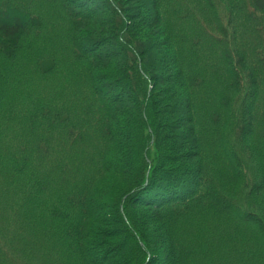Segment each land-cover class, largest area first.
Masks as SVG:
<instances>
[{
	"label": "trees",
	"instance_id": "trees-1",
	"mask_svg": "<svg viewBox=\"0 0 264 264\" xmlns=\"http://www.w3.org/2000/svg\"><path fill=\"white\" fill-rule=\"evenodd\" d=\"M41 1L0 0V264H264V0Z\"/></svg>",
	"mask_w": 264,
	"mask_h": 264
},
{
	"label": "rangeland",
	"instance_id": "rangeland-1",
	"mask_svg": "<svg viewBox=\"0 0 264 264\" xmlns=\"http://www.w3.org/2000/svg\"><path fill=\"white\" fill-rule=\"evenodd\" d=\"M20 4H22L23 7H26L29 4L28 0H18ZM221 8L218 9L217 11V16L220 20L221 23L224 25L227 24L230 20V16L226 10V6L224 3V0H221ZM237 1V0H236ZM243 1V0H242ZM243 2H248V0L243 1ZM169 8H172V11L170 12L173 16V18L177 17L178 19H182L181 21L178 22V24L181 27H184L183 23L188 26L191 24L196 31L199 30L200 27H203L206 29V26H210L209 21L210 17L209 14L207 13L208 11L205 8V2L204 0H171L170 3L168 4ZM168 5H165V13H166V8ZM32 7L33 11H41L44 12L48 8V4L44 3L41 0H36L35 3L30 5ZM179 9L180 14H174L173 10ZM166 16V14H165ZM171 17L168 18V21H170ZM197 21V23H194ZM208 32V31H207ZM209 33V32H208ZM244 42V40H243ZM220 47V46H219ZM216 67V65H215ZM218 68V67H216ZM218 70V69H217Z\"/></svg>",
	"mask_w": 264,
	"mask_h": 264
}]
</instances>
